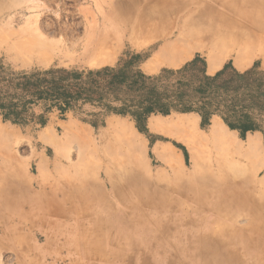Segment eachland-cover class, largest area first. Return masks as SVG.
<instances>
[{"label": "bare ground", "instance_id": "obj_1", "mask_svg": "<svg viewBox=\"0 0 264 264\" xmlns=\"http://www.w3.org/2000/svg\"><path fill=\"white\" fill-rule=\"evenodd\" d=\"M92 1L70 14L74 18L78 15L80 23L67 25L61 16L54 22L48 14L41 21L38 15L34 21L26 18L42 9L38 0H0V9L6 10L0 17V53L23 66L83 60L100 67L115 61L124 39L138 45L152 39L160 40V46L144 64L149 73L163 66L178 67L196 52L208 54L212 74L228 57H234L239 69L258 57L264 63V0ZM23 21L26 26L17 28ZM83 23L79 30L77 26ZM179 121L195 130L198 125L192 118ZM214 121L207 137L232 146L254 169L264 168L257 139L239 143L220 119ZM178 123L159 118L150 126L153 130L173 129ZM61 126V137L50 128L41 135L43 144L56 152L54 162L65 143L93 142L80 124ZM109 128L130 149L135 164L142 161L144 143L136 132L123 122H109ZM20 138L18 130L0 122V149L15 162L13 173H0V243L22 238L24 230L34 232L37 239L44 235L47 255L57 259L54 264L74 256L87 258L89 264H131L138 260L143 264H264L256 242L226 224L244 217L237 203H229L223 196L209 201L198 197L192 207L193 221L188 223L167 215L163 206L150 209L149 202L135 201L128 194L119 199L118 207L109 201L92 208L87 203L95 202V197H90L84 186L62 182V188L61 183L52 182L50 174L37 181L29 169H21L12 156ZM54 162L43 155L39 172H49ZM101 183L111 195L117 193L111 181ZM125 189L129 191L128 186ZM105 190L101 187L99 191L101 200L107 197ZM149 211L152 214H147ZM215 213L220 220H212ZM252 218L256 224V212ZM211 223L221 231L210 229Z\"/></svg>", "mask_w": 264, "mask_h": 264}, {"label": "rangeland", "instance_id": "obj_2", "mask_svg": "<svg viewBox=\"0 0 264 264\" xmlns=\"http://www.w3.org/2000/svg\"><path fill=\"white\" fill-rule=\"evenodd\" d=\"M90 1L92 0H50L45 3V0H38L42 9L38 14H28L26 18H30L31 21L38 18L37 20L41 21L48 14L50 15L49 20L52 22L61 16L65 24L74 25L82 20L78 15L74 18L70 14L79 6H88ZM96 1L100 2L101 0H93L92 2ZM103 1L116 0H102L101 2ZM5 12L6 10L0 9V17ZM34 15H38L37 18ZM26 24L23 21L17 28L24 27ZM77 27L82 30L84 23ZM159 46L160 40L150 39L138 45L124 39L115 61L100 67L91 66L83 60L72 62L55 60L47 66H23L5 54L2 55V53H0V60L16 72L46 71L59 68L89 71L115 67L122 63V60L127 59V55L139 54L143 59V63L140 65L142 72L147 75H157L163 69H181L199 55L205 60L209 75H214L229 63L240 72L252 69L254 66H257L259 71H264V63L260 57L252 60L244 69L237 67L234 57H228L220 69L212 74L208 54L196 52L178 67L163 66L156 73H149L145 70L144 64L152 58ZM35 113L37 116L44 115L45 125H41L38 120L27 125L14 124L5 121L2 115H0V122L20 132L21 138L19 143L12 148V156L16 157L20 168L29 169L31 176L37 181H43L50 174L53 179L52 182L61 183V187L62 182H70L79 187L84 186L87 189L86 193L90 197H95V202L87 203L92 208L98 207V203L104 202L106 204L109 201L118 207L119 199L128 194L135 201L149 202L150 209L163 206L167 215L172 216V218L175 217L179 223L193 221L192 207L198 197L208 198L209 201L214 198L219 200L223 196L229 203H237L236 205H240L244 210L242 211L244 217L240 221L236 223L228 221L226 223L228 228L235 231L240 230L245 239L251 238L255 241L264 257V168L254 169L249 161L232 146L207 137L209 130L214 125V119H220L239 143L244 144L249 138L257 139L261 146L260 153L264 157V126L262 130L249 133L245 138H242L239 131L231 130L217 115H214L209 124L205 126H202V119L196 113L174 112L169 116L152 115L149 117L146 127L141 131L131 115L109 113L91 105H79L62 114L56 108L46 113L45 106L40 104L35 107ZM159 118L161 120H173L177 123H180L179 120L181 119L192 118L196 120L198 125L196 130L183 127L182 123H178L173 129L153 130L150 126L151 121ZM69 122H75L85 127L93 142H89L87 145L78 140L65 143L62 149L58 150V160L54 162L56 152L52 147L43 144L41 135L50 128L54 134L61 137L63 132L61 125ZM109 122H123L136 132L144 143L145 151L142 161L135 164L130 149L120 137L109 130ZM43 155L53 161L54 164L49 172L40 173L39 164ZM14 163L0 149V173L5 172L6 174V171L9 174L13 173ZM1 174L0 177H2ZM103 181H111L116 186L117 193L111 195L110 190L101 183ZM126 186L129 187L130 192L126 191ZM101 187L107 192V197L103 200L99 198ZM86 198L89 197L86 196ZM151 212L146 213L152 214ZM253 212L257 214L256 222L259 223L258 225L252 218ZM218 215L219 213L213 214L212 220H220ZM149 216L152 217V215ZM210 225V229L221 231L216 223ZM256 225H260L259 228ZM188 227L187 230L191 233V227ZM257 231L258 233H256ZM35 235L34 232L24 230L22 238L18 240L13 238V241L1 242L0 264H54L53 260L57 259H53L52 255H47L44 235H40L39 239ZM62 254L61 256H65V253ZM74 257V259L62 257L64 259H59L56 264L90 263L87 258ZM131 264H143V262L138 260L132 261Z\"/></svg>", "mask_w": 264, "mask_h": 264}, {"label": "trees", "instance_id": "obj_3", "mask_svg": "<svg viewBox=\"0 0 264 264\" xmlns=\"http://www.w3.org/2000/svg\"><path fill=\"white\" fill-rule=\"evenodd\" d=\"M115 67L77 71L64 68L16 72L0 60V115L5 121L45 125V112L62 114L79 105L99 107L106 112L131 115L143 131L152 115L174 112L196 113L202 126L214 115L223 119L242 138L264 126V71L257 66L240 72L230 63L214 75L207 72L201 56L181 69H163L147 75L140 69L139 54L127 55Z\"/></svg>", "mask_w": 264, "mask_h": 264}]
</instances>
